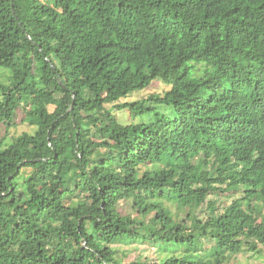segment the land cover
<instances>
[{
  "label": "trees",
  "instance_id": "trees-1",
  "mask_svg": "<svg viewBox=\"0 0 264 264\" xmlns=\"http://www.w3.org/2000/svg\"><path fill=\"white\" fill-rule=\"evenodd\" d=\"M0 68V122L24 108L37 128L0 140V264L264 256V0H0ZM158 80L164 95L117 106L151 122L107 109ZM185 240L207 254L114 248Z\"/></svg>",
  "mask_w": 264,
  "mask_h": 264
},
{
  "label": "rangeland",
  "instance_id": "rangeland-1",
  "mask_svg": "<svg viewBox=\"0 0 264 264\" xmlns=\"http://www.w3.org/2000/svg\"><path fill=\"white\" fill-rule=\"evenodd\" d=\"M46 1V0H44ZM13 74L7 69L0 68V83L3 85H10L12 82ZM170 90V87L162 83L160 80L153 83L149 88L135 92L128 96L127 98L122 99L117 104H111L107 106V109L112 110L113 114L116 116L118 121L123 125L130 124H140V123H149L153 118L144 116L133 118L129 110H120L117 108L119 105L136 103L143 100H148L153 95H164L167 91ZM60 96H56L52 100H38L35 99L34 103L40 105H47L53 111L59 102ZM147 107L156 108L159 112L171 115V109L166 106H160L154 102H149ZM24 108L20 111L15 124L12 127H8L6 124L0 122V140L6 139L7 141H12L13 138H17L24 133L34 134L36 132V127L31 126L25 121ZM242 196V193H222L220 195H213L210 197V200H216L219 206L224 209L225 207L232 204V202ZM171 209L174 213L178 214V208L173 204ZM121 212L123 215L132 214L131 205L126 202L121 203ZM180 218H185V214L178 215ZM114 248L119 252L118 257L124 262H133V261H147V262H161L166 260L171 256H183L186 253L193 254L197 257L207 254V250L204 248V244L197 247L192 241L185 240L184 245L178 244L171 247L164 246H153L148 243H136V244H118ZM206 248H208L206 246ZM225 264H264V256L255 255L250 252H243L238 255L226 254L224 256Z\"/></svg>",
  "mask_w": 264,
  "mask_h": 264
}]
</instances>
